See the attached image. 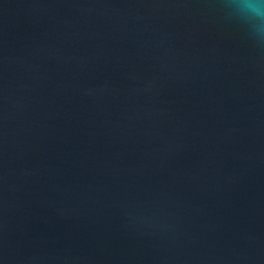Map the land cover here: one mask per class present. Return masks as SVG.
I'll list each match as a JSON object with an SVG mask.
<instances>
[{"label":"water","instance_id":"1","mask_svg":"<svg viewBox=\"0 0 264 264\" xmlns=\"http://www.w3.org/2000/svg\"><path fill=\"white\" fill-rule=\"evenodd\" d=\"M0 264H264V41L232 0H0Z\"/></svg>","mask_w":264,"mask_h":264},{"label":"clouds","instance_id":"2","mask_svg":"<svg viewBox=\"0 0 264 264\" xmlns=\"http://www.w3.org/2000/svg\"><path fill=\"white\" fill-rule=\"evenodd\" d=\"M232 4L252 25L255 38L264 41V0H232Z\"/></svg>","mask_w":264,"mask_h":264}]
</instances>
